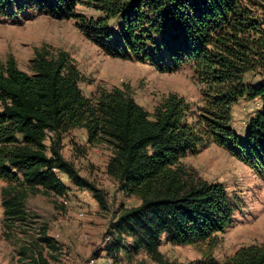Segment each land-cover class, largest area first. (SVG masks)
I'll use <instances>...</instances> for the list:
<instances>
[{
	"label": "trees",
	"instance_id": "obj_1",
	"mask_svg": "<svg viewBox=\"0 0 264 264\" xmlns=\"http://www.w3.org/2000/svg\"><path fill=\"white\" fill-rule=\"evenodd\" d=\"M11 3L0 0V17H13ZM79 5L102 18L77 15ZM23 7L52 19L74 20L83 36L110 57L149 63L161 72L189 66L200 98L191 113L182 97L169 94L151 116L119 88L86 98L80 73L65 52L36 50L29 73L9 58L0 69L4 220L23 222L30 194L65 196L68 188L57 173L106 209L104 192L82 178L59 151L64 134L84 129L89 145L111 148L107 175L122 193L139 201L120 210L111 224L115 241L102 251L118 252L125 236L133 250L154 264H176L159 251L164 238L198 250L202 259L188 264H264V244L241 247L223 262L215 261L219 236L233 224V205L221 184L200 179L181 163L201 146L214 144L264 177V0H23ZM114 19L122 23L117 37L106 28ZM252 74L261 80L257 86L245 82ZM241 99L260 103L244 139L231 127L233 107ZM39 241L50 246L44 231ZM32 263L47 264L42 256Z\"/></svg>",
	"mask_w": 264,
	"mask_h": 264
},
{
	"label": "rangeland",
	"instance_id": "obj_2",
	"mask_svg": "<svg viewBox=\"0 0 264 264\" xmlns=\"http://www.w3.org/2000/svg\"><path fill=\"white\" fill-rule=\"evenodd\" d=\"M8 11L13 17H0V69L13 58L19 70L29 73V61L36 50L62 51L78 69L79 87L88 99L101 90L119 88L152 116L167 95L176 94L190 105L191 113L195 112L199 86L189 66L176 72H161L149 63L110 57L83 36L74 20H56L31 11L23 7V0H12ZM76 14L92 20L102 18L100 12L81 5L76 7ZM106 28L112 37H117L122 23L119 19L110 20ZM260 81L256 74L245 78L251 86ZM259 107L256 99H241L233 107L231 127L241 139L245 138L248 123ZM51 136L45 142L47 147ZM59 151L82 178L104 192L106 209L98 205L90 192L75 187L57 173L68 193L61 197L42 192L28 195L23 222L7 223L0 205V264H33L32 259L38 256L47 264H87L97 259L102 260L96 264H154L143 257L142 251L133 250L131 239L125 236L118 252L102 253L115 241L111 224L120 210L139 204L135 197L122 193L107 175L111 148L106 144L89 145L85 130L73 129L62 136ZM181 163L194 170L200 179L221 184L233 205L232 227L219 236L220 243L212 254L217 263L241 247L264 244V177H258L231 153L214 144L201 146L196 155H187ZM3 186L0 181V190ZM43 231L50 246L39 241ZM159 251L176 264L202 259L196 248L172 245L164 238Z\"/></svg>",
	"mask_w": 264,
	"mask_h": 264
},
{
	"label": "crops",
	"instance_id": "obj_3",
	"mask_svg": "<svg viewBox=\"0 0 264 264\" xmlns=\"http://www.w3.org/2000/svg\"><path fill=\"white\" fill-rule=\"evenodd\" d=\"M67 193H68V192H67ZM102 253H105V251H102ZM142 253H143V254H142L143 257L147 259L148 257L146 256V254H145L144 252H142ZM101 260H102V259H97V261L95 260V262H98V261H101ZM98 263H99V262H98Z\"/></svg>",
	"mask_w": 264,
	"mask_h": 264
},
{
	"label": "built area",
	"instance_id": "obj_4",
	"mask_svg": "<svg viewBox=\"0 0 264 264\" xmlns=\"http://www.w3.org/2000/svg\"><path fill=\"white\" fill-rule=\"evenodd\" d=\"M87 264H96L95 260H90L87 262Z\"/></svg>",
	"mask_w": 264,
	"mask_h": 264
}]
</instances>
